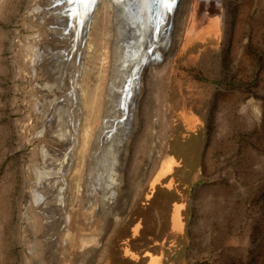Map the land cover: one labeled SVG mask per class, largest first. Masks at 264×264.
I'll return each instance as SVG.
<instances>
[{"label": "rangeland", "instance_id": "374dc122", "mask_svg": "<svg viewBox=\"0 0 264 264\" xmlns=\"http://www.w3.org/2000/svg\"><path fill=\"white\" fill-rule=\"evenodd\" d=\"M105 1L81 0L78 15L75 0H5L0 10V264H47L52 242L34 204L39 191L55 199L45 215L74 218L75 248L62 249V264H148L151 255L160 264H264V0H217L210 19L218 18V32H196L185 45L192 0L176 4L171 30L181 43L153 78L144 72L119 191L96 172V152L88 147L78 159L74 144L83 100L92 91L104 104L106 80L97 75L107 78L114 49L130 43L137 17L131 0L112 8ZM62 10L70 17L61 23ZM113 10L122 23L114 24ZM157 23H148L147 44L159 37ZM117 24L125 25L120 33ZM75 50L82 52L77 61ZM43 60L56 63L48 73ZM126 103L113 140L133 120ZM167 154L179 165L147 198ZM44 164L58 178L40 176ZM174 203L184 204L181 231L171 228ZM88 237L93 241L81 246Z\"/></svg>", "mask_w": 264, "mask_h": 264}, {"label": "bare ground", "instance_id": "6f19581e", "mask_svg": "<svg viewBox=\"0 0 264 264\" xmlns=\"http://www.w3.org/2000/svg\"><path fill=\"white\" fill-rule=\"evenodd\" d=\"M124 1L125 0H107L105 2L109 3V4H107L108 5L107 8L109 6L112 8L113 4H116L119 6V2H120V6L122 3L124 5V3H125ZM184 1L185 0H131V3H133L134 7L136 8L135 11L137 14V17H135L134 23H132V25H131V27L133 28L132 29V36H131L132 39H130L129 44L127 42V45L125 46V48H123V46L119 47V45H118L114 49V50H116V55L112 57L111 67L109 68L110 72H108L107 78L106 77H105L106 79L104 78L103 73H102L103 76L97 75L100 78L99 79L97 77L99 79V82L106 80L107 86H106V90H105L104 104H102V102H101V96H98V97L94 96V94H92V91H88L84 100H83L82 106L86 110V113H85L86 117L84 118V120H82L84 122L82 123V128L81 129L79 128V133H77V130L75 133V143H74L75 144V155L78 159H80L83 155H85V153H87L88 147L90 148L91 152H92V150H93V152H96V157L98 159V162L95 165V167L97 166L96 172L98 173L99 176L102 175V178L104 179L105 183L107 180V183L113 185L116 191H119L118 186L120 185V175L122 172L121 170H122V167H123V164L125 161V156L127 155V150H128L129 140L127 139L128 136L126 137V135L136 128V119H135L136 113L138 112L139 105L141 104V102H143V100H142L143 97L140 100V95H142L141 94V87L144 86L142 77L144 75L145 70L147 69L151 73V77L153 78L155 76V74L159 71L158 66L160 64H162L163 62H164V64L167 65L171 61L170 57L174 51V49H173L174 46L181 43V39L177 41V39L175 40L173 38L174 37V35H173L174 31L171 30V28H172V22L171 21L173 20L172 17H173V13L175 11V8H176L175 7L176 4L178 2L183 3ZM83 4L84 3L81 2V0H75V9L74 8L73 9H74L76 15H78L77 10ZM128 4L129 3H127L126 5L128 6ZM5 5H6L5 0H0V10ZM218 6H219V4H218L217 0H206V1L205 0H192L191 9H189V13L186 16V17H188L187 18L188 20L186 21L188 23H187L186 31L184 34V39L182 41V43L184 45H185V43H187V41H189V39L192 37V35L196 34V32H198L199 35L200 34L204 35V34L211 32V31H214L216 33L218 32V30H219L218 18L215 16V17H213L212 21L210 19L211 18L210 12L212 10L217 9ZM130 7H133V6H130ZM110 12H111V14H113L114 24L116 23V21H118V24H119V21H120V23H122V21H121L122 18L120 17V15L117 14L116 10H113ZM56 14H59V13L56 12ZM69 17L70 16H69L68 12L65 10H62V12H61V19H62L61 23L64 20L67 21ZM155 18L160 21L159 24L157 23V25L160 26L159 37H158V39L154 38L153 40H151L147 44L148 27H149L148 23L151 22ZM180 23H182V22H180ZM118 24H117V28H118V32L120 33L119 28L121 30H124L123 28H125L124 27L125 25H121V24L118 25ZM80 25L81 24L77 25L75 28V43L80 42L81 38H82V33L79 32ZM152 26H154V25H152ZM62 29H64V27H62ZM151 30H153L152 27H151ZM62 31H64V30H62ZM171 31H172V33H171ZM157 32L158 31L154 30L153 35L156 36L158 34ZM77 34H79V36H80L79 40H77V38H76ZM65 36H66V34H65ZM202 38H203V36H200V39H202ZM64 40H65V38H64ZM116 42H118V41H116ZM114 44H116V43H114ZM71 45H72L71 43L68 44V46H71ZM112 48H113V46H112ZM119 48H123V50L121 51V49H119ZM63 49H65V48L62 47V50ZM59 51H61V50L59 49L58 52ZM155 52L157 54L156 56L154 55ZM81 53L82 52H79V51L77 52L75 50V54H76L75 55V61L79 60V55H81ZM51 55H52V53H51ZM61 59L62 58H60L59 60L62 61ZM60 61H58L57 63H59ZM144 61H145V64L143 63ZM54 64H56V63L52 62V60L51 61H44L43 65H42L43 70L48 73V70L51 67L53 68ZM36 67H38V66H36ZM28 72H30V71H28ZM50 72L52 73V71H50ZM140 72L142 74H140ZM51 73H50V75H51ZM137 89H139V90H137ZM58 93L61 94L60 92H58ZM74 94H75V92H74ZM134 94H135V99L133 98V101L131 102L132 96H134ZM61 96H63V95H61ZM123 103H126V106H127V104L132 103L133 120L130 121L129 124H127V121L125 122V125H126L125 128L127 131L125 136L120 135L118 138L113 140L114 131L118 130V128H120L119 125L122 123V120L118 119V117L120 116L121 110L122 111L124 110V109H122ZM123 114H125V111H123ZM76 117H78L77 113H76ZM45 122H46V120H45ZM75 122L78 123L77 120ZM41 123H44L43 119H42ZM95 124L96 125L99 124V128H100L99 132L98 133L96 132V134L91 131V126L95 125ZM92 136H93V139H91ZM93 146H95V149H93L94 148ZM155 148H157V147H155ZM50 160L51 159H49V161ZM162 161H163V163L159 166L154 178L152 179V181L150 183L151 190L153 189V186L156 183H158L161 178H163L164 176L169 174L172 171L173 166H175L177 164V161L172 156H169V155L167 157H164L162 159ZM59 162H60L59 168H61L63 163L61 164L60 160H59ZM39 169H40V171H38V174L42 177H45V176L49 177V175L51 176V174L52 175L55 174L57 177V170H56V172L54 170H50L51 168L45 166V164L43 165V167H41ZM52 169H54V167ZM48 180L52 181L51 179H48ZM170 185H171V183L168 186H170ZM58 186H60V185H58ZM45 190L46 189H44V191ZM115 190L113 192L110 191L109 196H107V202L104 203V208L107 210H110L113 208V203L115 201H113L112 199H115V196H116ZM38 193H40V194H38ZM38 193L34 194V204H35V207H37L36 209L39 210L42 219L44 220L43 221L44 222L43 228H45V229H43V230H44V233L46 235V239L47 240L49 239L50 242H52V244H49L50 243L49 240L46 241L47 245L49 244L51 247L48 250L50 257L48 258L46 263L47 264H62V260H61L63 258L62 254H61V252L63 251L62 249L65 247L70 248V247L75 246L74 244L71 243L72 241L69 239V237L72 238V236H70V233H71V230L73 229L72 228L73 225H71L72 220L74 219V218H72L73 215H71V213L68 212V213H66V216L57 218L53 214L49 215V211H46V210H45V212L47 214L45 215L44 214V208L46 209L45 206L46 205L48 206V204L53 203L55 201V199H53V201H52V198L44 197V194H41L42 191H39ZM61 193H62V191H61ZM60 196H62V195H60ZM103 200H104V198H103ZM109 200H110V203H109ZM57 201H59V200H57ZM27 202H29V201H27ZM24 206H25V204H24ZM51 206H53L55 208V210L59 209V208L55 207L54 204H52ZM182 207H183L182 204L181 205H175V207H174V211H173V215H172V225L175 228H181V226H182L181 214H180V210ZM1 209H2V211H4L3 206L0 207V212H1ZM56 214H57V212H56ZM60 216H62V215H60ZM55 217H56V219H55ZM113 219L115 221V217H112V220ZM74 224H75V222H74ZM138 227H139V225L137 224L132 229L133 235L137 233ZM73 232H75V230ZM48 235H50L49 238L47 237ZM41 239H42V237H41ZM90 241H93V239H91L89 237L88 238H82L79 243L81 246H85ZM46 254H48V253H46ZM125 254H127V255L130 254V256L136 257V255L128 249L125 250ZM34 262H36V261H34ZM158 263H159V259L157 257H152L149 261V264H158Z\"/></svg>", "mask_w": 264, "mask_h": 264}, {"label": "flooded vegetation", "instance_id": "af4514ba", "mask_svg": "<svg viewBox=\"0 0 264 264\" xmlns=\"http://www.w3.org/2000/svg\"><path fill=\"white\" fill-rule=\"evenodd\" d=\"M167 155H169V156H172L174 159H175V157L173 156V155H171V154H167ZM176 160V159H175ZM177 161V160H176ZM179 165V163H178V161H177V164L173 167V169H172V172H170L169 174H167L166 176H164L163 178H161L160 180H159V182L158 183H156L154 186H153V189L151 190V188L149 189V193L147 194V198H149L150 196H151V193L153 192V190H154V188H155V186L157 185V184H162V181L164 180V179H166V178H168L169 176H171V174L173 173V171H174V168L175 167H177ZM171 183V185L170 186H168L169 184ZM172 184H173V182H172V178L171 179H169L166 183H165V187L166 188H168V189H170L171 188V186H172ZM150 195V196H149ZM183 205V207H184V204L183 203H174L173 204V206H172V210H171V217H170V221H171V228L173 229V230H175V231H181V229H182V226H183V222H182V226H181V228H175V227H173V225H172V215H173V211H174V207H175V205ZM182 207V208H183ZM181 208V209H182ZM180 214H181V218H182V213H181V210H180ZM181 221H182V219H181ZM138 225H139V223H137ZM137 224H135L132 228H131V233H132V236H134V235H136L137 233H138V230H137V233L136 234H134L133 235V231H132V229L137 225ZM138 229H139V227H138ZM146 253V252H145ZM147 254H148V252H147ZM127 255V254H126ZM129 256H130V254H128ZM132 257V256H131ZM152 257H157L158 259H159V263L158 264H160V259H161V257L160 256H158V255H151L150 257H149V260H148V264H149V261H150V259L152 258Z\"/></svg>", "mask_w": 264, "mask_h": 264}, {"label": "crops", "instance_id": "0c3cea01", "mask_svg": "<svg viewBox=\"0 0 264 264\" xmlns=\"http://www.w3.org/2000/svg\"><path fill=\"white\" fill-rule=\"evenodd\" d=\"M159 256V255H158Z\"/></svg>", "mask_w": 264, "mask_h": 264}]
</instances>
